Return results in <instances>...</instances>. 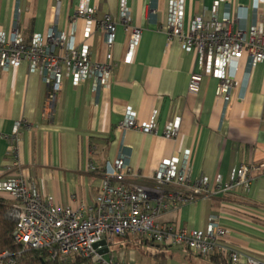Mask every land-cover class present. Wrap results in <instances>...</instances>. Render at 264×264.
Returning a JSON list of instances; mask_svg holds the SVG:
<instances>
[{"label":"crops","instance_id":"obj_1","mask_svg":"<svg viewBox=\"0 0 264 264\" xmlns=\"http://www.w3.org/2000/svg\"><path fill=\"white\" fill-rule=\"evenodd\" d=\"M82 1L0 0V31L6 36L18 31L28 44L55 24L66 37L73 33L77 47H88L91 63H104L108 53L101 22L110 16L115 23L108 89L96 91L92 79L74 86L66 78L54 92L26 62L0 71V180L20 176L55 205L89 211L106 163L119 157L132 171L124 180L127 187L154 186L153 176L167 160L181 166L187 159L193 179L211 181L217 176L227 181L234 169L246 165L249 193L239 187L216 199L198 198L164 212L157 222L206 231L216 216L228 231L226 247L264 261V61L250 68L249 56L243 55L229 66L236 73L225 119L224 104L215 97L216 79L205 76L199 91L188 93L197 58L194 50L182 51L170 37L167 10L172 0H89L97 11L87 38V22L76 14ZM215 1L183 0L185 26L197 17L208 18ZM120 7L130 13L127 27ZM241 7L248 8L245 26L263 34L264 0H224L219 13L235 15ZM133 29L139 30V39L126 63ZM129 117L136 125L153 124L155 132L122 128ZM168 129L169 137L164 134ZM14 157L16 168L10 165ZM0 198L8 197L0 192ZM166 251L165 264H218L190 255L183 246L168 245Z\"/></svg>","mask_w":264,"mask_h":264},{"label":"built area","instance_id":"obj_2","mask_svg":"<svg viewBox=\"0 0 264 264\" xmlns=\"http://www.w3.org/2000/svg\"><path fill=\"white\" fill-rule=\"evenodd\" d=\"M223 1L213 3L208 18L197 17L186 27L183 0H172L167 10V26L170 37L179 41L182 51L194 50L196 54L198 70L189 76L188 93L196 94L205 76L216 79L215 97L223 102V117L227 119L236 73L230 71L229 66L238 64L243 55L249 56L250 68L264 61V33L259 34L254 27L245 26L247 7L237 8L235 15L230 11L220 14ZM120 8V20L127 27L130 13L126 8ZM96 11L89 0H83L77 8V17L87 22L85 38L89 37V26ZM261 17L264 21V14ZM101 25L108 49L104 63H91L88 47H77L73 33L66 37L55 24L47 29L44 37L36 35L28 44L17 31L8 36L0 31V71L7 73L26 62L30 71L39 74L54 92L60 91L66 78H71L74 86L92 79L96 91L106 89L110 85L115 23L106 16ZM138 39L139 30L133 29L129 35L126 63L131 62ZM56 49L62 52L57 54ZM121 126L144 133L155 132L153 124L136 125L132 117ZM17 133L16 127L13 134ZM164 134L169 137L170 129ZM14 159L10 165L16 168ZM260 168L264 169V164ZM131 173L124 157L108 161L96 202L89 211L84 207L71 209L55 205L52 197L43 196L20 176L1 179L0 192L7 194L9 214L15 220L12 237L22 248L21 253L46 249L53 257L78 255L84 260L80 264H127L116 260L110 251L107 254H100V251L105 247L109 249L115 239L130 234L159 246H185L197 257L220 254L227 257L230 264H264L258 257L226 247L224 238L228 231L218 223L216 216L210 217L206 231L174 229L157 222L164 212L177 210L198 198L216 199L234 193L239 187L249 193L252 180L248 166L234 169L227 181L221 176L211 181L207 177L193 179L187 159L181 166L167 160L155 172L153 179L157 185L153 187L142 184L127 187L124 180ZM101 241H105V246L95 248ZM0 264L17 262L4 252L0 254Z\"/></svg>","mask_w":264,"mask_h":264},{"label":"trees","instance_id":"obj_3","mask_svg":"<svg viewBox=\"0 0 264 264\" xmlns=\"http://www.w3.org/2000/svg\"><path fill=\"white\" fill-rule=\"evenodd\" d=\"M15 227V220L10 216L6 200L0 198V254L6 252L13 258L17 264H80L84 260L78 255H70L68 257H60L59 255L52 256L46 249L42 250H26L21 253L22 248L15 243L12 237V232ZM119 239H123L125 243L146 244L155 246L156 251L149 252V264H165L168 259V245L159 246L151 242H144L141 238H136L130 234H126ZM187 251L190 250L183 246ZM21 253V254H20ZM191 253V252H190ZM190 255H193L192 253ZM194 256V255H193ZM196 257V256H195ZM218 264H226L228 261L220 254H213L207 257ZM219 261V262H218Z\"/></svg>","mask_w":264,"mask_h":264},{"label":"rangeland","instance_id":"obj_4","mask_svg":"<svg viewBox=\"0 0 264 264\" xmlns=\"http://www.w3.org/2000/svg\"><path fill=\"white\" fill-rule=\"evenodd\" d=\"M17 35L20 36L18 34V31H17ZM108 88L109 86L106 89ZM156 185L157 184H155L154 186ZM122 240L123 239H119V238L115 239L114 244H112L109 247L110 255H113L116 260L122 261V262H125L127 260L129 264H146V263L149 264L150 263V258L148 257V254L149 252L154 253L156 251L155 246L133 244V243H128V242L125 243Z\"/></svg>","mask_w":264,"mask_h":264},{"label":"water","instance_id":"obj_5","mask_svg":"<svg viewBox=\"0 0 264 264\" xmlns=\"http://www.w3.org/2000/svg\"><path fill=\"white\" fill-rule=\"evenodd\" d=\"M99 246H105V241H101L98 244L95 245V248H98ZM109 252V249L105 247L103 251H100V254H107Z\"/></svg>","mask_w":264,"mask_h":264}]
</instances>
